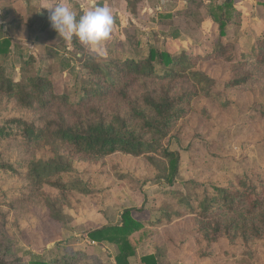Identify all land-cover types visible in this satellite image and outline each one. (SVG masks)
<instances>
[{
	"label": "rangeland",
	"instance_id": "obj_1",
	"mask_svg": "<svg viewBox=\"0 0 264 264\" xmlns=\"http://www.w3.org/2000/svg\"><path fill=\"white\" fill-rule=\"evenodd\" d=\"M106 1L99 0L97 5L103 6ZM223 1L214 0L205 8L195 5L196 17H190L189 24H181L180 19L160 22L165 19L161 15L183 10L184 0H143L139 16L126 0V9L119 15L124 3L116 1L117 12L112 9L115 22L111 39L93 50L85 49L80 43L75 45L73 39L60 38L50 26L49 10L38 11L28 4L15 6V0H0V29L2 25L9 27L12 20H23L13 32L15 42L22 49L12 45L13 53L0 56L5 76L14 81L49 71L53 91L67 94L74 103L80 100L84 87L92 86L88 80L94 77L91 78L90 69L85 66L88 60L97 63L123 60L126 56L145 58L153 48L173 56H181L185 51L192 56L188 60L197 63L198 69L215 83L211 88L214 96L208 98L202 94L201 86L196 88L192 83L183 84L174 79L177 81L174 90L179 94L191 88L198 90L185 100V112L163 139L164 147L181 156V173L174 186L159 180V170L148 160V155L136 158L113 154L98 161H84L82 156L68 150L75 173L66 180H82L90 193L63 194L50 185L37 189L28 179V169L22 162L50 157L48 146L44 142L29 144L20 136L0 138L1 258L25 264L31 261L117 264L121 251L118 245L91 242L88 234L118 224L125 209H142L134 218L144 228L132 236L136 243L131 251L122 252L126 264H147L146 257L153 258L155 264H264V234L262 238L256 236V227L261 226L263 218H252L248 210L229 214L231 217L226 221L238 220V238L226 236L210 244L205 239L204 223L213 226L216 220H204L182 207V202L187 200L195 207L211 197L215 187L236 186L245 177L264 182V66L249 62L255 74L251 82L242 88H227V82L234 77V67L213 53L219 40L234 45L237 56L234 62L241 60L242 52L251 53L254 43L264 37V0H233L234 6L227 11L217 8ZM71 7L78 14L81 11L79 6L71 4ZM91 7L88 3L84 8ZM39 12L45 14L43 19H39ZM221 20L225 24L223 37ZM46 25L45 33H41L40 29ZM178 30L181 32L177 36ZM133 38L140 44L133 42ZM51 51L60 57L49 56ZM21 53L34 59L24 64ZM177 71L184 72L180 67ZM202 86L207 88L205 84ZM122 109L124 113L125 108ZM40 115L47 117L49 113L21 111L8 98L0 105V120L12 117L33 120ZM48 201H58L57 208L69 219L52 220ZM195 228L201 230L194 234ZM212 232L213 227L209 234ZM243 233H247L249 242L243 240Z\"/></svg>",
	"mask_w": 264,
	"mask_h": 264
},
{
	"label": "trees",
	"instance_id": "obj_2",
	"mask_svg": "<svg viewBox=\"0 0 264 264\" xmlns=\"http://www.w3.org/2000/svg\"><path fill=\"white\" fill-rule=\"evenodd\" d=\"M126 1L133 5L129 7H132L136 16H139L143 0ZM202 1L184 0L186 7L183 10H175L172 14L161 15V18L171 19H163L160 21L161 24L165 21L176 22L179 21L178 19L182 22L181 24H189V18L196 17L195 8H193L195 5L196 7L202 5L201 8H205L207 4L211 5L214 2V0H205L204 3ZM161 3L163 4V1ZM233 6V0H225L217 8L227 11ZM196 20L200 23L198 19ZM22 21V19H15L9 23V27L2 25L0 56L8 57L13 53L11 49L14 40L13 32L18 29V24ZM224 25L221 20L222 37ZM46 28L48 25L40 29V32L45 33ZM134 40L135 38L133 42L137 45L140 44L137 39V41ZM73 42L75 45L79 43L75 38ZM14 46L19 50L22 49L18 43H14ZM234 50V45L225 44L219 40L214 46L213 53L216 58H224L234 67V77L227 82L226 87L242 88L247 86L255 76L249 68V62L253 61L264 66V37L254 43L251 53L242 52L241 60L238 62H234L237 58ZM53 54L60 57L56 52H49V56ZM191 57L185 51L181 56H173L166 52H157L152 48L145 58L126 56L123 60L118 58L110 62L97 63L95 60H88L85 66L90 69L91 78L94 77L88 80L92 86L84 87L80 100L74 103L70 102L67 94L59 95L53 91L49 71H43L35 77H28L17 82L6 77V70L0 65V105L3 104L4 99L8 98L21 111L49 113L47 117L40 115L33 117V120L29 117V120L22 117L1 119L0 138L20 136L29 144L44 142L48 146L50 157H34L22 162L28 169V179L37 186V189L41 185H50L63 194L67 191L90 193L87 184L82 180L67 181L75 173L73 158L70 153H67L68 150L74 155L82 156L81 159L84 161L87 159L98 161L113 154H124L136 158L148 155V160L159 170V180L174 186L181 173V156L178 152L164 147L163 139L168 136L185 112V100L196 95L198 91L191 88L189 92L179 94L174 90L177 82L174 79H179L183 84L192 83L196 88L199 85L203 95L208 98L214 96L211 90L215 84L214 81L198 69L197 63L188 60ZM20 58L24 59V64H30L34 59L31 55L23 53ZM179 67L183 68L184 72L179 73L177 71ZM203 84L207 88L203 87ZM122 108H125L124 113ZM68 114L75 117H69ZM48 202L47 208L52 220L64 222L66 218L69 219L61 209L57 208L58 201ZM182 207L186 212L196 213L197 217H202L204 220L210 222L216 220L213 221V226L212 223H204L205 239L210 244L217 243L226 236L228 239L238 238L236 231L238 220L226 221V219L244 210H248L252 218H263L261 226L256 227V236L263 237L264 182L261 180L252 181L245 177L236 186L215 187L213 195L199 202L197 206L194 207L187 200L182 202ZM141 211L142 209L123 210L118 224L107 225L90 232L89 239L95 243L117 244L121 251L116 262L126 264L125 255L122 252L131 251L136 243L132 236L144 228L143 224L134 218L136 212ZM229 214L232 215L228 216ZM211 227L213 232L209 234ZM200 230L195 228L192 232L195 234ZM239 234L242 236L241 232ZM243 238L246 242L250 240L247 233H243ZM144 261L147 264H155L151 257H146ZM0 264L25 263L19 260L9 262L0 257ZM28 264H50V262L31 261Z\"/></svg>",
	"mask_w": 264,
	"mask_h": 264
},
{
	"label": "clouds",
	"instance_id": "obj_3",
	"mask_svg": "<svg viewBox=\"0 0 264 264\" xmlns=\"http://www.w3.org/2000/svg\"><path fill=\"white\" fill-rule=\"evenodd\" d=\"M51 28L65 41L75 38L85 49H100L111 39L114 14L107 6L81 8L79 14L66 0L48 8Z\"/></svg>",
	"mask_w": 264,
	"mask_h": 264
},
{
	"label": "crops",
	"instance_id": "obj_4",
	"mask_svg": "<svg viewBox=\"0 0 264 264\" xmlns=\"http://www.w3.org/2000/svg\"><path fill=\"white\" fill-rule=\"evenodd\" d=\"M15 1H16L14 2L15 6L18 4V5L25 7L28 4L30 5L29 7L33 9H38V11L48 10V8H51L55 4L60 2V0H15ZM111 1L110 0L106 1L104 5H107L111 9L114 10L116 9V6H114V2L120 1V0H111ZM66 2L69 3L70 5L73 4V6H79L80 8H84L88 3H90L92 7L97 6V2H99V0H66ZM123 3H124L123 7L121 6L122 12H119V15H123V9L124 8L126 9L125 0H123ZM116 10H114L115 13L117 12ZM38 16L41 17L39 19H43L45 14H42L39 12ZM14 43H16L15 40H13V46H14Z\"/></svg>",
	"mask_w": 264,
	"mask_h": 264
}]
</instances>
